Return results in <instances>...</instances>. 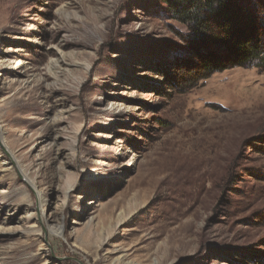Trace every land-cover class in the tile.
I'll return each mask as SVG.
<instances>
[{
  "label": "rangeland",
  "instance_id": "rangeland-1",
  "mask_svg": "<svg viewBox=\"0 0 264 264\" xmlns=\"http://www.w3.org/2000/svg\"><path fill=\"white\" fill-rule=\"evenodd\" d=\"M168 1L0 0V264H264V62Z\"/></svg>",
  "mask_w": 264,
  "mask_h": 264
},
{
  "label": "trees",
  "instance_id": "trees-1",
  "mask_svg": "<svg viewBox=\"0 0 264 264\" xmlns=\"http://www.w3.org/2000/svg\"><path fill=\"white\" fill-rule=\"evenodd\" d=\"M250 0H169L175 18L188 29L195 61L193 76L209 77L230 65L264 62L257 6ZM259 1V0H258Z\"/></svg>",
  "mask_w": 264,
  "mask_h": 264
},
{
  "label": "bare ground",
  "instance_id": "bare-ground-1",
  "mask_svg": "<svg viewBox=\"0 0 264 264\" xmlns=\"http://www.w3.org/2000/svg\"><path fill=\"white\" fill-rule=\"evenodd\" d=\"M7 67H8V65H7ZM16 68L20 69V65L17 64V65H16ZM21 69H22V67H21Z\"/></svg>",
  "mask_w": 264,
  "mask_h": 264
}]
</instances>
